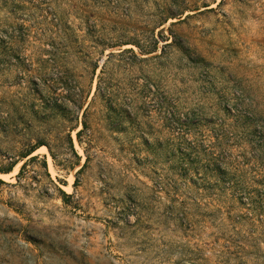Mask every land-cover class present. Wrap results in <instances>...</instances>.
Masks as SVG:
<instances>
[{
    "label": "rangeland",
    "instance_id": "obj_1",
    "mask_svg": "<svg viewBox=\"0 0 264 264\" xmlns=\"http://www.w3.org/2000/svg\"><path fill=\"white\" fill-rule=\"evenodd\" d=\"M0 264H264V0H0Z\"/></svg>",
    "mask_w": 264,
    "mask_h": 264
},
{
    "label": "trees",
    "instance_id": "obj_2",
    "mask_svg": "<svg viewBox=\"0 0 264 264\" xmlns=\"http://www.w3.org/2000/svg\"><path fill=\"white\" fill-rule=\"evenodd\" d=\"M79 133V132H78ZM77 133V134H78ZM34 149H31L30 151H28L24 156H28L32 151H33ZM11 170V168H8V169H4V170H2L3 172H8V171H10Z\"/></svg>",
    "mask_w": 264,
    "mask_h": 264
}]
</instances>
